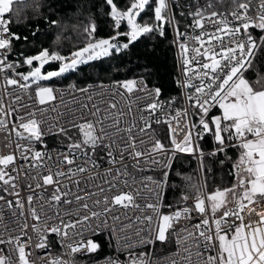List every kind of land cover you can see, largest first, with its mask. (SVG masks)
<instances>
[{"label":"snow or ice","instance_id":"6c2138e0","mask_svg":"<svg viewBox=\"0 0 264 264\" xmlns=\"http://www.w3.org/2000/svg\"><path fill=\"white\" fill-rule=\"evenodd\" d=\"M169 32L177 95L50 83ZM0 134V264H264V0H0Z\"/></svg>","mask_w":264,"mask_h":264},{"label":"trees","instance_id":"16d2710c","mask_svg":"<svg viewBox=\"0 0 264 264\" xmlns=\"http://www.w3.org/2000/svg\"><path fill=\"white\" fill-rule=\"evenodd\" d=\"M59 5L71 4L74 5L76 0H55ZM68 14L71 15L74 10L69 7ZM98 15L99 36H107L110 34V29L107 27V21L102 15H99V8L94 9ZM48 15V13H46ZM57 18V17H52ZM39 28L40 31L32 36L31 33ZM24 35H28V42L21 41V45L26 47L29 53H34L40 47H56L53 44L56 33L59 29L50 27L48 22L43 18L33 20L27 27L17 29ZM173 38L171 32L168 33L167 39L156 37L147 39L142 37L139 41L130 46L128 50L120 54H115L112 57L102 58L96 61H91L88 64L80 65L76 70L65 74L64 77L57 78L50 82L56 86H67L71 83H76L78 86L97 82H110L119 80L125 77L148 75L150 85L160 86L165 96L177 95L179 89L176 87L174 80L178 74L177 60L175 49L169 41ZM77 43L76 34H70L69 39L63 40L60 44V50L67 53ZM58 67L53 63L47 65L46 70H54ZM50 145L55 144L54 140H49ZM196 167L193 160L191 165L184 164L187 171H191ZM222 173H217V178ZM104 239V237H98ZM103 243V251H109L107 242ZM101 252V253H102Z\"/></svg>","mask_w":264,"mask_h":264},{"label":"built area","instance_id":"2783aa9c","mask_svg":"<svg viewBox=\"0 0 264 264\" xmlns=\"http://www.w3.org/2000/svg\"><path fill=\"white\" fill-rule=\"evenodd\" d=\"M174 49H175V56H176V60H177V55H178L177 48L174 46ZM97 83H99V82H97ZM97 83H91V84H97ZM103 83L107 84V83H109V82H103ZM58 87H60V86H58ZM65 87H66V86H65ZM4 143H5V141H4V139H3V134H0V150H2V151H7V149H5V148L3 147ZM98 237H104V236L101 235V236H98ZM98 237H95V239H96L98 242H101V243H102V248H103V244H105V243H103L102 241L105 240V238L102 239V238H98ZM50 239H53V240H54L55 237L52 236V237H50ZM105 242H106V240H105ZM59 250H60V249H59V246H57L56 251H59ZM111 251H112V250L109 249V251H104V252L100 253L99 255H100L101 258H103V256L108 255V254H111ZM34 255H35V253H34Z\"/></svg>","mask_w":264,"mask_h":264},{"label":"rangeland","instance_id":"374dc122","mask_svg":"<svg viewBox=\"0 0 264 264\" xmlns=\"http://www.w3.org/2000/svg\"><path fill=\"white\" fill-rule=\"evenodd\" d=\"M47 69V65H46V67H45V70Z\"/></svg>","mask_w":264,"mask_h":264}]
</instances>
